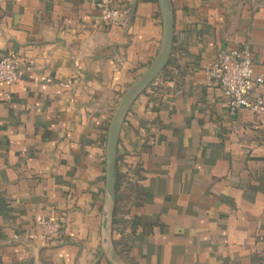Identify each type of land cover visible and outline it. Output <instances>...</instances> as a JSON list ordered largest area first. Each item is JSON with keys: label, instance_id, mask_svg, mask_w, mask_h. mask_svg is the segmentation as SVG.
Instances as JSON below:
<instances>
[{"label": "crops", "instance_id": "crops-1", "mask_svg": "<svg viewBox=\"0 0 264 264\" xmlns=\"http://www.w3.org/2000/svg\"><path fill=\"white\" fill-rule=\"evenodd\" d=\"M168 2L169 61L120 131L114 249L126 264H264V113L230 112L205 70L247 46L264 98V0ZM96 3L0 0V55L19 60L0 83V264H111L108 124L162 19L157 0H114L121 23L106 26ZM41 220L60 234L44 241Z\"/></svg>", "mask_w": 264, "mask_h": 264}, {"label": "built area", "instance_id": "built-area-1", "mask_svg": "<svg viewBox=\"0 0 264 264\" xmlns=\"http://www.w3.org/2000/svg\"><path fill=\"white\" fill-rule=\"evenodd\" d=\"M96 9L103 25L121 23L123 9L116 7L114 0H97ZM18 67L19 60L16 57L0 55V83L14 82L17 79ZM205 70L208 84L220 87L230 112L243 107L253 114L264 113V98L255 93L263 79L253 71L250 50L247 46L219 53L207 64ZM40 224L44 241L60 234L58 224L45 220H41Z\"/></svg>", "mask_w": 264, "mask_h": 264}, {"label": "water", "instance_id": "water-1", "mask_svg": "<svg viewBox=\"0 0 264 264\" xmlns=\"http://www.w3.org/2000/svg\"><path fill=\"white\" fill-rule=\"evenodd\" d=\"M162 19V36L158 53L146 71L122 94L111 115L105 143V190L102 215L103 251L111 264H126L117 255L112 242V223L116 200V161L120 131L126 114L136 99L167 65L173 41L174 18L168 0H157Z\"/></svg>", "mask_w": 264, "mask_h": 264}, {"label": "trees", "instance_id": "trees-1", "mask_svg": "<svg viewBox=\"0 0 264 264\" xmlns=\"http://www.w3.org/2000/svg\"><path fill=\"white\" fill-rule=\"evenodd\" d=\"M118 181H119V178H118V175L116 173V203H117V198H118V195H119L118 194V192H119V183H118ZM114 214H115V212H114Z\"/></svg>", "mask_w": 264, "mask_h": 264}]
</instances>
